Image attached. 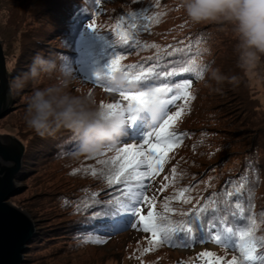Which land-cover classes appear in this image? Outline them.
I'll return each mask as SVG.
<instances>
[{
    "label": "rangeland",
    "instance_id": "374dc122",
    "mask_svg": "<svg viewBox=\"0 0 264 264\" xmlns=\"http://www.w3.org/2000/svg\"><path fill=\"white\" fill-rule=\"evenodd\" d=\"M70 1L0 0V41L11 98L10 109L1 117L0 127H4V133H18V138H24L26 162H33L38 171L18 174V181L28 187L10 195L11 199L27 204L32 218L39 219L43 233V237L30 242L35 246L28 248L27 255L35 257L25 259L24 263L231 264L235 258L236 264H264V256L252 263L247 259L252 257V254L247 255L248 251L253 250L256 254L257 249L264 247V54L253 67H240L235 22L218 16L193 23L184 10L183 0H140L139 3H133V0L80 1L84 5L90 3L85 17L89 19L81 23L84 27L79 41V50L85 57L80 59L82 62L78 66L74 60L67 61L70 58L65 54L60 56L59 62L73 73L69 86L73 94L91 95L99 107L101 104L128 106L129 101L119 92L107 91L105 86L94 82L93 69L89 65L93 60H103V66H111L116 61L117 69L118 61L129 57L131 49H112L118 35L129 34L130 42L137 41V51L149 53L153 59L169 58L181 64L185 57L188 66L192 61L202 68L203 73L197 68L198 75L187 72L183 76L177 86V90L179 86L181 89L179 104L177 107L176 103L168 106L165 110L167 115L158 121L149 118L145 112L135 119H129V113H126L118 144L108 147L110 150L102 152L103 155L56 156L49 152L53 151L58 140L67 137L63 129L55 136L42 138L28 128L24 120L26 100L32 90L53 81L41 77L36 82L30 81L19 93L14 85L15 78L28 70L38 53L46 58L57 57V48L61 47L58 37L65 35L64 27L70 13L78 10L70 12ZM133 12L148 18L144 21L148 25L145 30L129 27V13ZM140 22L138 20L137 24ZM89 24H94L97 30L89 28ZM167 48L175 52L160 56ZM216 69L226 77L223 82L218 83L212 78ZM196 77L199 78L194 83ZM232 77L236 79L233 81ZM129 84L132 87L129 90L125 87V94H136L138 84L134 80ZM154 96L160 97L156 93ZM104 110L107 111L106 108ZM177 112L180 115L171 122V126L174 132L182 134L179 142L165 145L157 142L154 135L148 136L153 127L156 126L158 131L163 120ZM136 126L141 129L148 126L145 137L144 131L138 132L143 135L141 138L125 134L128 128L135 133ZM126 145L135 147L120 154L125 166L137 158H149L139 168L140 172L149 173L142 178L147 185L144 195L148 200L140 205V215L146 217L148 211L153 210L162 228L174 227L173 221L178 218L179 221L187 219L182 213L192 209L193 205L198 206L197 201L209 189L240 187V178L246 175L247 192L253 199L250 204L252 217L237 232L238 247H225L212 240L207 243L188 240V246H181L179 239L157 245V238L143 230V222L138 217H129L126 223L113 231L95 226L93 220H84L76 225V215L84 216V195L91 197L90 192L100 191L103 185L109 190L98 196L116 189L109 187L107 176L104 177L101 171L104 165L97 159L117 156ZM152 153L155 155H150ZM246 161L251 166L244 170ZM85 164L89 166L84 167ZM83 168L89 169V173L85 174ZM228 181L233 183L229 185ZM130 182L135 184L136 181L130 179ZM243 192L246 194L245 189ZM185 199H190V202L185 203ZM108 201L106 199L92 216L101 214L100 218L108 217L104 212ZM77 203L79 210L75 214ZM131 224L137 226L132 227Z\"/></svg>",
    "mask_w": 264,
    "mask_h": 264
},
{
    "label": "clouds",
    "instance_id": "9594fccd",
    "mask_svg": "<svg viewBox=\"0 0 264 264\" xmlns=\"http://www.w3.org/2000/svg\"><path fill=\"white\" fill-rule=\"evenodd\" d=\"M183 7L193 23L218 16L235 22L240 67H253L264 54V12L261 11L264 0H183ZM58 60L54 55L46 58L38 53L28 70L15 78L17 93L41 77L53 81L34 88L27 98L24 114L27 127L42 138L55 136L62 129L70 130L77 139L74 156H95L115 147L123 134V119L96 105L91 95L73 94L69 90L73 73ZM212 78L218 83L226 79L219 69L212 72ZM108 84L113 89L128 87V77L114 74Z\"/></svg>",
    "mask_w": 264,
    "mask_h": 264
},
{
    "label": "snow or ice",
    "instance_id": "6c2138e0",
    "mask_svg": "<svg viewBox=\"0 0 264 264\" xmlns=\"http://www.w3.org/2000/svg\"><path fill=\"white\" fill-rule=\"evenodd\" d=\"M140 0H133V3H139ZM130 24L129 27L132 29H136L138 31L145 30L147 28V24L144 23L148 18L139 15L138 13H129ZM141 21L137 24V21ZM89 28L97 30L94 24H89ZM119 28V26H117ZM128 35L125 34L122 36V39L125 42L128 41ZM175 51V50H174ZM171 55V53H170ZM116 61L112 62L111 66H108L109 70L105 73L107 79L109 80L113 76V71L115 70ZM157 66L153 65L149 67L146 72H141L139 75L134 77V81L143 88H147L148 81L153 79L154 75H158L155 73V68ZM198 66L193 62L188 67L183 69L184 72H195L197 75L199 74L197 71ZM101 79V74H97V80ZM133 80H129V83H132ZM187 87V85H185ZM107 91L119 92L120 95L129 101V104L126 108H122L120 105L108 104L101 105L102 109H107V112L112 115H118L123 119L125 123V114L131 113L132 115L128 117L129 119H135V114L143 110L144 108L151 107L154 113L153 119L158 121L162 118V116H166L167 113L165 109L171 103H173L178 97L173 96L170 100H156L148 98L147 92H138L134 95H126L125 90L123 88L113 89L109 84L106 86ZM156 92L167 91L171 92L172 89L165 86L163 89L157 88ZM133 102L137 106L133 107ZM180 115L179 112L175 113V116H168L167 119L163 120V124L160 125L159 130L156 131V126L153 127V131L148 134V136H155L157 142L163 143L165 145H169L171 143L179 142L183 137L182 134H178L172 130L171 122ZM148 140L145 139V143ZM135 145H126L125 148L119 150L117 156L111 157L107 160H100L99 163L104 165L107 169L108 175L107 180L109 184L112 183H122L125 184L126 190L124 191V198L120 201L113 202V208L110 210L108 215L112 217L109 221L108 227L110 229H117L120 225L124 224L125 220L129 217L131 218H139L140 222H143V230L145 232H150L154 237L157 238V245L163 242H172L174 239H179L182 241L181 246H188V240H197L198 242H204L205 240H212L216 243L223 244L225 247H238L236 242V237L234 235V229L228 226V219H221L218 213L220 212L219 207L216 206L217 201L210 197L211 207L209 206H200L197 207L193 205V208L187 212L182 213L183 216L187 217V219L180 221L175 224L174 227L171 228H162L159 222V217L154 215L153 210H149L147 216L140 215V205L145 203L148 200V197L144 195L147 190V185L143 183L142 178L149 175V173L140 172L139 168L141 165L148 162V157L143 159L137 158L131 161L127 166L123 163V156L121 153H125L129 148H133ZM99 155H103L100 153ZM150 155H155L152 153ZM127 167V172H126ZM148 167L151 168V163L148 164ZM103 171V169L101 170ZM95 175V170L93 171ZM136 181L135 188L128 184L129 180ZM241 186L236 187L233 191H227L226 195L228 197L235 196L237 200L241 201V203H236L235 208L239 210L241 215H238L236 212L228 213L225 210V217L231 216L233 221L237 223L242 222V213L244 208L242 206L244 192L242 188L245 183H248V177L242 176L240 178ZM229 185L233 183V181L226 182ZM190 189H185L188 191ZM184 193L181 192V195ZM94 196L97 194H93ZM215 195V194H214ZM185 203H189L190 199H185ZM199 204V201H197ZM251 207V205H249ZM202 213L204 214L202 216ZM132 227H136V224H131ZM212 233H215L213 235ZM101 242V241H95ZM147 251V250H146ZM247 259H253V257H248ZM231 264H236L235 258Z\"/></svg>",
    "mask_w": 264,
    "mask_h": 264
},
{
    "label": "trees",
    "instance_id": "16d2710c",
    "mask_svg": "<svg viewBox=\"0 0 264 264\" xmlns=\"http://www.w3.org/2000/svg\"><path fill=\"white\" fill-rule=\"evenodd\" d=\"M80 1L83 0H71L69 3V8H70V12L74 11L73 13H70V16L68 18V21L66 22V26L64 27V33L62 37H58L59 42L61 47H58L57 51V57H59L58 63L61 61L60 56L62 54L67 55L69 60H74V64L76 66H78L83 59L82 56L83 53L82 51L79 50V41L82 37V30H83V25L81 26V23H83V21H87L89 18H85L88 14L87 12V6L90 5V3H85V5L82 3H80ZM74 19V20H71ZM116 42L112 44V49L114 50H128L131 49L129 57L128 58H123L120 59L118 61V68L115 69L113 71V75L114 74H124L125 76L128 77L129 80H134V77L136 75H139L141 72H146V70L149 67H152L153 65H156L157 67L155 68V73H157L158 75H154L153 79L148 81V87L147 88H143L140 87L139 85H137V93L138 92H147L148 93V98L151 99H156V100H170L171 94L173 93L176 97H179L178 93L180 92V86L177 87L181 81L182 78L184 76V71L182 66L188 67V64L185 62V57H183V59H181V64L179 62H177V60H172L169 58H161V59H153L150 56H152L149 53H144L142 54L140 50L137 51V48L135 45V43L137 41H127L125 42V40L122 39V36L118 35V38L116 39ZM190 48H192L191 45H189ZM133 49L136 50V52H132ZM156 51V50H155ZM170 52H175L174 49L171 48H167L164 52H162L161 54H159L160 56H165L166 54L170 53ZM188 53V51H186ZM164 54V55H162ZM128 60V62H127ZM124 61V63L122 65H120L122 62ZM71 63V62H70ZM103 60H93L89 63L91 69H93V73H92V79L94 80V82L100 83L103 86H105V90H106V86L108 85V79L107 76H105V73L108 72L109 68L108 66H103L102 65ZM193 63L192 61H189V65ZM198 66V69L200 70L201 74L203 73L202 68L196 64ZM179 70L181 72H179ZM100 73L101 74V79L97 80V74ZM187 73V72H186ZM197 73H194V76H196ZM199 77H196L194 79V83L198 80ZM129 83V82H128ZM165 86H167L168 88H172V87H176L174 88L171 92H167V91H160V92H156L155 90L157 88H161L163 89ZM194 86V84H193ZM193 86L191 87V89H193ZM131 84H129V86L126 88V90H129L131 88ZM125 90V88H123ZM159 95L160 97H156L154 96V94ZM135 93H130L129 95H134ZM180 100L177 99L175 100L173 103L169 104L168 106H172L174 103H176L175 107H177V105L179 104ZM102 105V104H101ZM137 106L135 104V102H133V107ZM167 106V107H168ZM173 110V108H172ZM149 111H151L153 113L152 108L149 106L147 108H144L143 110L138 111V114H141L143 112L148 113ZM137 114V115H138ZM154 114V113H153ZM132 115V114H131ZM137 115H135V117H137ZM123 129V127H122ZM63 134L66 135L67 137L65 139L62 140H58L56 147L53 148L52 152H49L50 154L53 155H61V156H65V155H73V151L75 150V147L77 146V139L74 136V134L67 129H63ZM57 134V133H56ZM106 150H110L108 148H106L104 151ZM103 151V152H104ZM61 152V153H60ZM109 158H104V159H97V160H107ZM96 161V160H95ZM93 163V162H91ZM89 163V164H91ZM89 164H85L84 167L89 166ZM248 166H251V164L246 161L244 162V166L242 169H246ZM91 168V167H90ZM83 172L85 174L89 173V169L87 168H83ZM103 174L104 177L108 175L107 169L105 168V166L103 167ZM103 176V175H101ZM236 179V178H235ZM107 180V178H106ZM108 181V180H107ZM135 184H132L130 182V180L128 181V184L130 185H134L133 187L136 186L137 182H134ZM109 187H116V189H114L113 192H108V194H106L108 197L106 198V195L103 196H98L99 194H103L105 191L109 190V189H104V185L103 188L100 191H96L94 192V190H92L90 193L92 194L91 197L88 198L87 195H84L86 197L85 202L82 204V206L84 205L83 211H84V216L77 214L76 215V221L78 225L79 223H82L84 220H93L95 221V226L104 228V229H110L108 228L109 225V221L111 219H113L112 217H110L108 215V213L110 212V210L113 208V202H117L120 201L121 199L124 198V191L126 190V185L122 184V183H112L109 185ZM247 188H249V186L246 185V183L244 184L243 189H245L246 194L244 192V197H243V203L242 206L244 208V211L242 213V222L241 223H237L236 221H233L231 219V216H227L225 217V210H227L228 213H232V212H236L238 215H241L239 210L235 208V204L236 203H241V201L237 200V198L235 196L233 197H228L226 195L227 191H233L235 188H231L230 186H219L217 189H209V191L207 193H205L202 197V199H200L199 204L197 207L200 206H209L211 207V201H210V197L212 199H215L217 201L216 206L219 207L220 212L218 213V215L220 216V218L223 220L225 218L228 219L229 223L228 226L232 227L234 229V235L236 237V242L237 245L239 243L238 241V236H237V232L240 229H243V227L246 226L247 221L250 217H252L251 212H250V207L249 205L251 204V200H253L248 194L247 192ZM88 193V192H87ZM97 194V195H93V194ZM215 194V195H214ZM107 199L108 201V205L105 204L106 210L104 212H107L108 217L105 218H100L101 214H96L94 216H92V214L98 212L96 211L100 205H102L105 200ZM79 210V203H77L76 205V210L74 211V213L76 214ZM161 214L163 215V213L161 212ZM204 214L202 213V216ZM184 218H187L184 216ZM128 219V218H127ZM126 219V220H127ZM126 220L124 223H126ZM180 222L179 218L178 220L176 219L175 221H173L174 224ZM171 223V222H170ZM129 224V223H128ZM172 224V223H171ZM113 231V229H110ZM213 235H215V233H212ZM34 238H32L33 240ZM31 240V241H32ZM30 241V242H31ZM206 242H210L208 240H205L204 242L201 243H206ZM256 254H253V250H250L247 252V255L252 254L253 259L249 260V262H256L257 259L262 258L264 256V247L257 249Z\"/></svg>",
    "mask_w": 264,
    "mask_h": 264
},
{
    "label": "water",
    "instance_id": "95a60500",
    "mask_svg": "<svg viewBox=\"0 0 264 264\" xmlns=\"http://www.w3.org/2000/svg\"><path fill=\"white\" fill-rule=\"evenodd\" d=\"M8 72L0 41V120L11 102ZM38 172L34 163L27 164L24 138L18 133H4L0 127V264H25L32 238L43 237L38 218H32L26 203L10 198V195L27 185L18 181V174Z\"/></svg>",
    "mask_w": 264,
    "mask_h": 264
}]
</instances>
